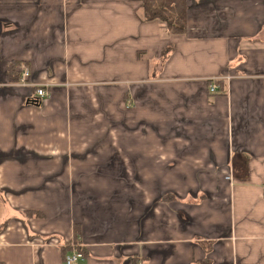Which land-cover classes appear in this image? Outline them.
I'll return each mask as SVG.
<instances>
[{
	"label": "crops",
	"instance_id": "1",
	"mask_svg": "<svg viewBox=\"0 0 264 264\" xmlns=\"http://www.w3.org/2000/svg\"><path fill=\"white\" fill-rule=\"evenodd\" d=\"M185 1L0 0V264H264V0Z\"/></svg>",
	"mask_w": 264,
	"mask_h": 264
},
{
	"label": "trees",
	"instance_id": "2",
	"mask_svg": "<svg viewBox=\"0 0 264 264\" xmlns=\"http://www.w3.org/2000/svg\"><path fill=\"white\" fill-rule=\"evenodd\" d=\"M143 19L146 21L158 20L162 22L170 34H183L186 31V13L187 6L185 0H142ZM171 50V46L167 45L163 48L162 59ZM18 62L11 61L7 64V77L10 81L18 79V73L15 68ZM38 104L39 102H35ZM27 214H30L28 212ZM1 227L0 230H2ZM199 264H210L207 259L199 262Z\"/></svg>",
	"mask_w": 264,
	"mask_h": 264
},
{
	"label": "built area",
	"instance_id": "3",
	"mask_svg": "<svg viewBox=\"0 0 264 264\" xmlns=\"http://www.w3.org/2000/svg\"><path fill=\"white\" fill-rule=\"evenodd\" d=\"M29 77V72L26 69H23V71L21 72V83L25 84L26 83V79ZM36 97L37 100L36 102H38L39 99L46 97L48 95L47 90L43 87V86H36ZM216 89V84L215 83H211L209 86V90L212 92ZM70 246V250L69 252H67L64 256V264H74L76 262H78L79 260L83 259V254L79 248V244L77 245L76 243H70L68 244Z\"/></svg>",
	"mask_w": 264,
	"mask_h": 264
}]
</instances>
